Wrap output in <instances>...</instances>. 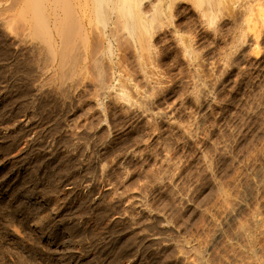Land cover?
Masks as SVG:
<instances>
[{
    "label": "rangeland",
    "instance_id": "rangeland-1",
    "mask_svg": "<svg viewBox=\"0 0 264 264\" xmlns=\"http://www.w3.org/2000/svg\"><path fill=\"white\" fill-rule=\"evenodd\" d=\"M54 1L0 0V264H264V0Z\"/></svg>",
    "mask_w": 264,
    "mask_h": 264
},
{
    "label": "bare ground",
    "instance_id": "bare-ground-1",
    "mask_svg": "<svg viewBox=\"0 0 264 264\" xmlns=\"http://www.w3.org/2000/svg\"><path fill=\"white\" fill-rule=\"evenodd\" d=\"M57 1H58V4L60 3V1H62V0H56V3H57ZM67 1V0H66ZM70 0H68V2H69ZM246 1V0H245ZM250 1V3L251 2H256L257 4H259V2H260V0H249ZM248 1V2H249ZM53 2H55L54 0H53ZM247 2V3H248ZM62 3V2H61ZM60 3V4H61ZM79 11V10H78ZM81 11V10H80ZM38 12V11H37ZM84 12H86V11H84ZM84 12L82 13L83 15V17H81V16H76V13H75V10H73L71 7H68V8H65L64 9V13H65V15H64V17L60 14H56L55 16H54V18H53V24H54V27L56 28V30H57V33H58V37H59V43H60V51H59V53H53V48H52V50H50L51 48H49V50H48V54L49 55H53V56H56L57 54H59V68H64L65 66H67L71 61H72V59H75V54H76V52H78V49L79 48H77L76 47V45H78V44H76L75 43V39H76V34H80L83 30V32L85 33V31L87 30L86 28V22H87V17L85 16V14H84ZM79 15H81V14H79ZM256 22H257V19H256V15L254 14V13H252V11H250L248 14H247V20H246V26H247V28L248 29H252V33L255 35L256 34V29H255V27H256ZM77 25L78 26V29L79 30H77V28L75 29V27H74V25ZM76 26V27H77ZM27 30H28V32L31 34H33L34 35V38L36 39V40H34V39H26L25 37H23V36H18V42H19V44H21L24 48H26V49H31V50H34L36 53H37V55L39 56V55H41L42 54V49L40 48V46H39V41H37V40H39V13H37V15H36V18L35 19H33L32 20V22L30 23V25H29V28H27ZM42 32V31H41ZM77 32H79V33H77ZM82 32V33H83ZM258 33V32H257ZM253 35V36H254ZM258 37V35H255V37ZM254 37V39H256ZM49 47V46H48ZM52 51V52H51ZM81 55V54H80ZM82 56V55H81ZM83 59H85V60H87L88 59V57H90V54L88 55V52H84L83 53ZM78 58H80V57H78ZM41 69V68H40ZM38 72H39V67H38ZM48 72V68L47 67H45L44 69H41V72H40V75H45L46 73ZM39 75V74H38ZM41 77V76H40ZM41 85V84H40ZM68 85V84H67ZM65 87L66 85L63 83V84H61V87H59V88H62V87ZM40 87V86H39ZM43 87V86H42ZM41 87V88H42ZM64 87L62 88V89H64ZM57 88H58V86H57ZM58 88V89H59ZM71 88V87H70ZM203 88H205V87H203ZM203 88H202V90H203ZM57 89V90H58ZM67 89V88H66ZM206 89V88H205ZM204 89V90H205ZM40 90V89H39ZM207 90V89H206ZM55 91H56V89H55ZM63 91H65V89L63 90ZM63 91H61V92H63ZM69 91V90H68ZM208 91V90H207ZM57 92H60V89L57 91ZM67 92V91H66ZM59 94V93H58ZM61 94V93H60ZM206 96V95H205ZM209 96V95H208ZM207 97V96H206ZM209 98V97H208ZM207 98V99H208ZM207 101V100H206ZM164 116H166L165 114H164ZM243 203H242V201H240L239 202V206H237V209H238V207H241V205H242ZM236 206H232V207H229L228 209H227V211H226V220L228 219V220H230V219H233L235 216H236V213H237V209L235 208ZM51 214L52 213H49V214H47L46 216H45V218H49L50 216H51ZM258 218L259 217H255V219H254V227H255V224H258L259 223V220H258ZM260 219V218H259ZM44 221V220H43ZM43 221H36L35 222V225L36 226H39L40 225V223H42ZM252 223H253V220H252ZM262 223V222H261ZM258 226V225H257ZM251 228H253V227H251ZM254 229V228H253ZM252 229V230H253ZM242 230V229H241ZM219 232V231H218ZM217 232V233H218ZM252 233H253V231H252ZM252 233H251V231H249L248 229H243L242 231H241V233H240V236H241V238H243L247 243V245L245 246L244 245V243L245 242H243V244H242V246L244 245L245 247H247L248 245H250L251 244V237H252ZM254 234V233H253ZM239 235V234H238ZM237 235V236H238ZM238 238V237H237ZM240 238V237H239ZM240 238V239H241ZM242 241V240H241ZM248 243H250V244H248ZM251 246H252V244H251ZM248 248V247H247ZM246 248V249H247ZM250 248V247H249ZM251 249V248H250ZM247 251V250H246Z\"/></svg>",
    "mask_w": 264,
    "mask_h": 264
}]
</instances>
